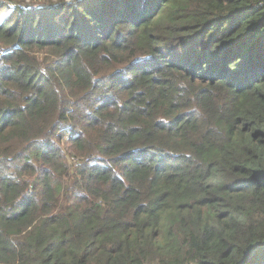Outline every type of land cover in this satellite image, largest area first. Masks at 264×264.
<instances>
[{
  "label": "trees",
  "instance_id": "trees-1",
  "mask_svg": "<svg viewBox=\"0 0 264 264\" xmlns=\"http://www.w3.org/2000/svg\"><path fill=\"white\" fill-rule=\"evenodd\" d=\"M0 264H264V0H0Z\"/></svg>",
  "mask_w": 264,
  "mask_h": 264
}]
</instances>
